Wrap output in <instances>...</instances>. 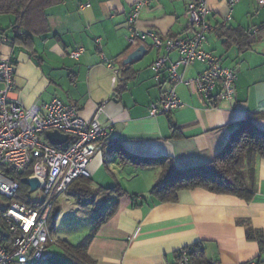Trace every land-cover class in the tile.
I'll return each instance as SVG.
<instances>
[{"label": "crops", "instance_id": "crops-1", "mask_svg": "<svg viewBox=\"0 0 264 264\" xmlns=\"http://www.w3.org/2000/svg\"><path fill=\"white\" fill-rule=\"evenodd\" d=\"M137 1L66 0L46 10L48 32L32 35L26 46L16 44L11 31L0 34V60L8 58L16 65L12 98L26 107L58 98L76 106L85 119L99 114L101 125L112 127L103 150L90 162V179L95 189L120 187L124 195L100 193L92 206L78 205L96 212L94 220L117 202L115 213L88 247L96 264H181L179 251L197 244L205 262L196 264H264L260 244L246 235L247 226L264 232V159L256 163V193L251 201L196 189L182 191L177 201L165 203L150 194L161 169L124 160L129 154L167 156L181 168L209 163L250 116L264 134V6L257 0H239L226 21L229 0H207L211 31L204 49L236 70L233 100L210 104L195 83L206 66L195 62L179 69L191 82L176 86L183 106L169 115L152 116L151 106L161 103L171 85L168 68L179 54H169L166 69L157 77L152 65L164 50L153 47L150 40L130 45L128 19ZM194 1L198 0H149L138 26L163 37L189 40L194 32L187 8ZM84 4L89 6L81 8ZM12 23L14 17L7 27H0L5 30ZM240 31L251 33L248 47L240 45ZM141 45L146 47L142 59L126 65L124 60ZM78 47L85 52L74 60L69 54ZM56 206L49 224L61 214L62 206L59 202ZM88 229L85 238L93 227Z\"/></svg>", "mask_w": 264, "mask_h": 264}, {"label": "built area", "instance_id": "built-area-1", "mask_svg": "<svg viewBox=\"0 0 264 264\" xmlns=\"http://www.w3.org/2000/svg\"><path fill=\"white\" fill-rule=\"evenodd\" d=\"M257 1L264 6V0ZM148 3L149 0H138L129 16L130 45L150 40L153 47L164 50L152 65L157 77L166 69L169 54H179V59L168 68L171 85L161 103L151 106V115H169L183 106L176 86H188L191 82L184 79L179 69L195 62L206 66L195 80L199 93L212 105L233 100L238 77L236 70L223 66L220 58L204 49L211 31L207 0L188 5L187 16L194 32L189 40L163 37L157 31L140 29L139 16ZM238 3L239 0L228 1L226 21L231 20ZM87 6L89 4H84L81 8ZM100 42L98 39L97 45ZM84 52L83 47H78L69 56L79 60ZM107 64L112 68L111 63ZM15 75L16 65L8 58L0 60V199L12 201L20 191V182L10 176V170L16 174L29 172L27 178L39 180L37 190L44 196L39 201H32L28 196L37 204L34 208L21 202H9L8 205L0 202V228L12 236L9 249L0 245V264H43L51 258L48 224L57 203L77 179L91 178L90 162L103 150V141L110 135L112 127L102 126L99 114L91 120L85 119L76 106L67 105L58 98L42 105L24 106L12 98ZM218 87L220 90L215 94ZM51 132H59L68 139L64 144L53 145L47 137ZM191 252L190 247L179 251L181 264H192Z\"/></svg>", "mask_w": 264, "mask_h": 264}, {"label": "trees", "instance_id": "trees-1", "mask_svg": "<svg viewBox=\"0 0 264 264\" xmlns=\"http://www.w3.org/2000/svg\"><path fill=\"white\" fill-rule=\"evenodd\" d=\"M65 1L0 0V17L4 15L14 17V23L7 29L4 30L0 27V34L4 35L6 31H11L16 35L13 39L16 44L29 45L32 42V35H42L48 32L46 10ZM249 37H251L250 32L240 31L238 39L241 40L240 45L242 44V48L250 45V42H248ZM253 121L254 117L250 116L241 122L224 149L209 163L181 168L175 163L174 159L167 156L141 158L129 154L124 155V160L138 167H159L161 169L160 177L151 189L150 194L162 203L177 201L180 192L196 189H203L216 195L235 196L251 201L256 193V163L259 158L264 159V134L259 132ZM172 129L175 132L177 131L176 126L173 124ZM9 174L20 182L18 195L9 202L26 203L29 207L34 208L37 204L30 201L28 198L29 189L21 182L30 173L16 174L10 170ZM121 191L120 187L95 189L91 179L79 178L71 185L67 195L75 198L77 205L89 207L94 204L100 193L106 194L107 197L115 193L119 197L124 195ZM116 209L117 202H114L106 212L103 214L98 213L94 217L92 233L80 243L73 244L67 240L57 242L70 264H96L88 255V247L99 227L112 217ZM57 210L56 206L53 215L56 214ZM246 232L248 240L256 241L260 244L261 253L263 254L264 232L255 230L251 226H247ZM0 245L9 249L12 245V236L7 232H0ZM52 245L53 243L49 244V249ZM190 248H192L190 254L192 264H196V261L204 263L203 249L200 244L190 246ZM52 258L53 253L51 251V258L43 264H51ZM258 261L262 263L264 260L258 259ZM58 264L64 263L59 262Z\"/></svg>", "mask_w": 264, "mask_h": 264}, {"label": "rangeland", "instance_id": "rangeland-1", "mask_svg": "<svg viewBox=\"0 0 264 264\" xmlns=\"http://www.w3.org/2000/svg\"><path fill=\"white\" fill-rule=\"evenodd\" d=\"M0 19V26L3 24L2 26L7 27L10 20L13 19V16L4 15L1 16ZM28 196L32 201H39L44 195L41 190H37L33 193L29 190ZM0 202L2 205L9 204V201L5 199H0ZM59 204L62 206L61 214L59 218H53L49 224L54 240L53 245L50 247L54 257V261L51 262L52 264L64 260L67 261V258L63 255V251L57 242L60 240H67L73 244L81 242L85 238L86 232H88L87 229L93 227V216L96 213L89 210L90 208H80L76 203V199L68 195L60 199Z\"/></svg>", "mask_w": 264, "mask_h": 264}, {"label": "water", "instance_id": "water-1", "mask_svg": "<svg viewBox=\"0 0 264 264\" xmlns=\"http://www.w3.org/2000/svg\"><path fill=\"white\" fill-rule=\"evenodd\" d=\"M145 53H146V47L144 45H141L127 56V58L124 60V63L128 65L140 61ZM47 137L50 143L53 145L64 144L68 139L66 135H62L59 132L48 133ZM21 182L29 187L30 192H34L40 187V182L38 179H31L25 177L22 179ZM0 232H2L1 228H0Z\"/></svg>", "mask_w": 264, "mask_h": 264}]
</instances>
